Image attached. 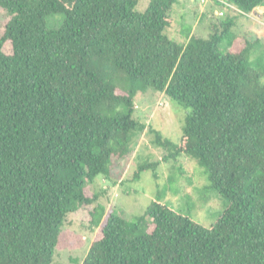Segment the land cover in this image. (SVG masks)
I'll return each instance as SVG.
<instances>
[{"label":"trees","instance_id":"trees-1","mask_svg":"<svg viewBox=\"0 0 264 264\" xmlns=\"http://www.w3.org/2000/svg\"><path fill=\"white\" fill-rule=\"evenodd\" d=\"M139 1L0 0V264H55L85 244L67 217L97 203L91 185L131 155L146 127L135 101L150 90L189 113L180 143L151 130L166 154L134 181L187 155L227 207L207 228L159 201L132 221L99 205L81 264H264V69L251 64L262 38L235 34L219 2V26L180 43L166 33L179 0L144 12ZM226 2L240 16L264 7ZM55 14L64 22L50 28Z\"/></svg>","mask_w":264,"mask_h":264},{"label":"rangeland","instance_id":"rangeland-1","mask_svg":"<svg viewBox=\"0 0 264 264\" xmlns=\"http://www.w3.org/2000/svg\"><path fill=\"white\" fill-rule=\"evenodd\" d=\"M151 0H140L136 9L144 12ZM222 0H179L171 12L172 26L166 31L170 38L185 43L191 35L207 36L211 24L219 26L221 12H227L219 2ZM227 1V0H223ZM222 3V2H221ZM229 15L236 16L235 34L246 36L249 41L262 38L256 54L251 57L252 66L264 69V7L252 13L240 16L234 9ZM65 19L64 14L50 15L47 22L50 28L59 27ZM221 19H225L222 16ZM7 15L0 10V35L4 32ZM228 42L222 43V49ZM7 49V48H6ZM8 50V49H7ZM135 118L146 125L133 143L131 155L118 166V173L112 179L99 176L91 185L92 193H99L97 203L86 206L68 215L65 227L86 238L85 244L76 250H60L56 254L55 264H81L85 259L91 242L97 236L99 227L92 222V212L103 206L105 213L113 210L132 221L144 215L153 201L172 205L176 210L189 216L204 227H210L223 214L227 204L219 193L208 188L205 169L187 155L176 161L162 162L157 168L142 172L140 179L134 181V173L146 162L163 159L166 152L155 144L158 130L164 137L174 143H180L183 126L189 113L184 107L173 103L164 93L149 91L138 94L135 101Z\"/></svg>","mask_w":264,"mask_h":264},{"label":"built area","instance_id":"built-area-1","mask_svg":"<svg viewBox=\"0 0 264 264\" xmlns=\"http://www.w3.org/2000/svg\"><path fill=\"white\" fill-rule=\"evenodd\" d=\"M221 2H223L224 4H226L227 6H229V7H231V8H233V9H235V7L233 6V5H231L229 2H226V1H221ZM236 10H238V9H236ZM221 14H223V13H221Z\"/></svg>","mask_w":264,"mask_h":264}]
</instances>
